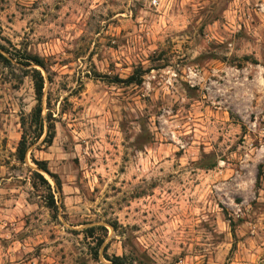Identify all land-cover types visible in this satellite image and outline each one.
I'll return each mask as SVG.
<instances>
[{
    "label": "rangeland",
    "instance_id": "rangeland-1",
    "mask_svg": "<svg viewBox=\"0 0 264 264\" xmlns=\"http://www.w3.org/2000/svg\"><path fill=\"white\" fill-rule=\"evenodd\" d=\"M157 1L0 0L56 119L18 162L0 68V264H264V0Z\"/></svg>",
    "mask_w": 264,
    "mask_h": 264
},
{
    "label": "trees",
    "instance_id": "trees-1",
    "mask_svg": "<svg viewBox=\"0 0 264 264\" xmlns=\"http://www.w3.org/2000/svg\"><path fill=\"white\" fill-rule=\"evenodd\" d=\"M38 67L44 69L45 71L48 70L44 59L39 57L37 54L24 51L22 55L16 56V54L10 51L9 48L0 43V68L7 70L9 74H11L13 80H16L17 83H22L23 78L29 77L34 93V106L28 113L21 112L20 114L19 124L21 134L15 151V158L20 163L25 162L28 149L31 146H34L43 134L44 137L40 140V144L44 146H49L55 135V117L52 116V113L49 110H47L46 113H43V89L45 78ZM128 80L130 82H139L140 77H134L131 75ZM45 103L46 108L48 109L49 101L46 100ZM34 163L36 164L37 169L32 170L33 185H45V188L49 192V199L47 202L48 207L55 209L56 204L51 187L40 171H44L48 174L51 173H49L44 161H34ZM56 190L59 193L61 192V184L59 181H56ZM123 259V257L115 256L112 258V262L114 264H122Z\"/></svg>",
    "mask_w": 264,
    "mask_h": 264
},
{
    "label": "built area",
    "instance_id": "built-area-1",
    "mask_svg": "<svg viewBox=\"0 0 264 264\" xmlns=\"http://www.w3.org/2000/svg\"><path fill=\"white\" fill-rule=\"evenodd\" d=\"M151 4L152 5H157L158 4V1L157 0H151Z\"/></svg>",
    "mask_w": 264,
    "mask_h": 264
}]
</instances>
